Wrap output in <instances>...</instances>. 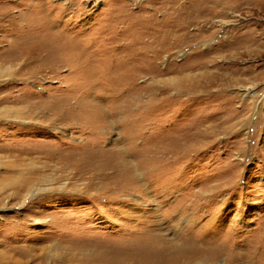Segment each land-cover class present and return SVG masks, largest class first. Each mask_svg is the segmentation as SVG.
I'll return each mask as SVG.
<instances>
[{
    "label": "rangeland",
    "instance_id": "rangeland-1",
    "mask_svg": "<svg viewBox=\"0 0 264 264\" xmlns=\"http://www.w3.org/2000/svg\"><path fill=\"white\" fill-rule=\"evenodd\" d=\"M177 259L264 264V0H0V264Z\"/></svg>",
    "mask_w": 264,
    "mask_h": 264
},
{
    "label": "bare ground",
    "instance_id": "bare-ground-1",
    "mask_svg": "<svg viewBox=\"0 0 264 264\" xmlns=\"http://www.w3.org/2000/svg\"><path fill=\"white\" fill-rule=\"evenodd\" d=\"M176 261H177V263H176V264H178V262H179V259H177ZM186 261H187V260H186ZM173 263H175V262H173Z\"/></svg>",
    "mask_w": 264,
    "mask_h": 264
}]
</instances>
